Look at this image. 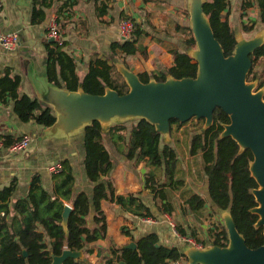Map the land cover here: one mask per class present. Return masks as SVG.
<instances>
[{
	"label": "trees",
	"instance_id": "obj_1",
	"mask_svg": "<svg viewBox=\"0 0 264 264\" xmlns=\"http://www.w3.org/2000/svg\"><path fill=\"white\" fill-rule=\"evenodd\" d=\"M45 1V0H44ZM94 4V13L98 19L109 15L113 0H88ZM256 3L264 23V0H245L242 11ZM37 4V3H36ZM41 4H46L42 2ZM203 11L208 17L215 38L219 41L226 57L233 55L237 45V33L230 22L231 9L228 0H206ZM123 12L121 16H123ZM188 14V13H187ZM47 15L36 6L33 10V24L45 22ZM124 19H130L125 17ZM122 19V20H124ZM132 20V19H131ZM133 21V20H132ZM134 22V21H133ZM63 29L68 23H62ZM87 29V21L77 23ZM131 40H117L110 44L111 57H133L136 55L148 58V47L144 44L151 34L140 25L135 24ZM245 33H251L253 26L242 25ZM185 38V48L196 49V40L190 26H178ZM68 42L62 45L57 42L46 43L48 82L69 92L83 90L91 95H104L108 89L120 95L129 92V86L116 68L110 64V58L95 53L89 62L84 76L77 72L75 59L66 52ZM173 65L164 70L152 73H141L139 79L147 84L151 80L164 83L169 77L181 80L195 79L198 74V63L188 52L178 48L170 49ZM252 68L247 82L257 80L256 70L264 67V44L251 55ZM20 78L9 75L0 80V99L7 103V98L15 101V113L22 123L35 122L47 128L56 123V114L51 108H43L41 103L27 95L19 94ZM257 91L264 89V79L258 83ZM205 122L204 119H200ZM231 123L230 117L221 109H216L213 124L198 130L191 138L189 152L193 157L199 156L203 163L205 178L204 193H192L183 200L180 210L186 216L190 210L195 216L209 205L212 215L229 212L237 231L244 237L251 249L264 245L263 228H257L259 216L252 212L258 207L253 191L259 188L251 173L254 156L249 149H241L232 137H221L225 126ZM172 127H181L186 123L173 119ZM8 149L15 142L1 136ZM84 151L83 170L85 177L93 183V196L76 192L75 166L72 161H61V171L52 175V191L41 185L40 178H33L27 196L12 202L14 186L0 190V264H53L54 257H59L65 250L72 252L92 253L89 244L104 238L107 232L106 214L103 202L116 204L126 213L141 219L161 222L163 216L176 213L177 201L174 193L185 187V182L178 178L180 159L172 145L164 144L163 135L155 125L145 119H139L129 130L125 123L110 126L107 132L99 121L87 126L84 137L78 142ZM108 144L127 164L134 168L144 164L149 169L145 189L149 191V203L134 193L127 196L116 194L112 173L115 159ZM120 159V160H121ZM80 168V167H79ZM92 199V200H91ZM70 206L67 229L63 226V213ZM95 209L94 225L88 216L91 207ZM170 239L164 244V237L158 230L148 232L135 238L130 230L123 229V234L136 244L135 249L111 248L112 257L107 264H170L187 258L174 242L170 225H165ZM176 231L183 238L193 239L203 247L207 244L226 248L229 245L228 231L224 226L215 225L209 229V240L201 239L196 229L180 225ZM163 238V239H162ZM175 244V245H174ZM63 264H90L86 260L68 258Z\"/></svg>",
	"mask_w": 264,
	"mask_h": 264
},
{
	"label": "crops",
	"instance_id": "obj_2",
	"mask_svg": "<svg viewBox=\"0 0 264 264\" xmlns=\"http://www.w3.org/2000/svg\"><path fill=\"white\" fill-rule=\"evenodd\" d=\"M42 2H46V4H41ZM115 2L116 0H113L110 4L109 15L105 16L103 19H98L94 13V4L89 3L88 0H0V37L9 33H17L20 37L19 45L14 52H6L0 45V80L7 75L11 78H20L19 94L27 95L33 100L39 101L43 108H51L54 112L53 105L49 103L50 96L52 89L60 88L50 84L46 75V43H50L46 38V32L49 23L52 20H57L58 24L59 21L64 24L68 23L65 28L61 29L64 34V41L68 42V46L65 50L75 59L78 74L84 76L88 71L89 62L95 53H99L100 56L111 58L110 44L118 40L116 39V36L119 35L118 25L120 21H122L121 19L120 21L118 20L115 10H112L113 7L116 9L118 8ZM119 5L121 6L120 12L122 13L124 8L121 3ZM35 6L47 15L45 22L39 24L32 23ZM110 12H112L113 15H110ZM84 20L87 21V29L77 25V23ZM112 21L116 23V25L110 27L106 24V22L110 23ZM59 26L61 25L59 24ZM151 26L153 29L155 28L152 23ZM178 26L182 25L176 24V31ZM144 29L151 34L149 38L153 39V33L147 28ZM180 33L184 36L182 32ZM161 39L167 40L170 38L166 34H163ZM162 40L160 41L157 39L158 43L154 42L152 45L158 47L164 54L157 56L152 49L151 60L153 62L150 61L145 70L141 69L143 73H152L164 70L166 67H172L174 59L173 55L169 53V50L178 47L173 46L167 48L166 45L168 44L164 43ZM144 44L148 47L147 42H144ZM182 47H184V45L178 49L186 52L189 51L187 48L183 50ZM154 58H156L155 61ZM138 68H140V66H138ZM7 99V103L0 99V135L8 137V139L13 141L29 137L31 141L29 147L24 151L11 154L7 149L1 154L0 190L14 186L15 189L12 196V202H14L17 199L27 196L33 178L38 176L41 185L45 189L52 191V175L57 173L54 169L57 166L61 167V161L68 159L72 161L73 166H75V171H77L76 192H84L92 198L94 190L92 186L95 185L89 182L85 177V172L83 170L84 151L82 146L78 143L84 137V129L70 136H66L62 131L55 133L51 128L37 125L33 121L26 124L22 123L15 113V101L11 98ZM107 130L108 128L104 127V131L107 132ZM168 137L169 136H166L164 139H168ZM164 144L172 145L169 142H164ZM109 151L110 153L114 151L115 154L114 157L111 153L115 159V169L112 176H114V174L117 176L120 172L118 176L119 179L114 183L116 194L127 196L130 193H134L139 196L142 201L149 203L150 195L148 190H146L145 193H142V191L138 192L136 189L130 191L125 190V187L133 185L134 179L136 181V178H139L138 181H140L139 171L142 166L145 165L142 164L134 168L132 164H127L120 158L112 145ZM116 158L121 159L123 163L120 168H117L118 162ZM88 187L92 194L85 191ZM104 203L106 202H103V204ZM109 205L114 206L116 212L114 214H108L105 211V213H107L106 236L97 242L89 244L88 247L92 250V253H85L82 258L83 260H86L90 264H107V259L112 257V247L117 246L124 248L131 245L133 243L131 238L127 237L123 234V231L121 232L119 230L123 225L127 227V230L131 231V234L135 238H140L148 232L158 230L160 235L164 237V239L162 238L163 243L166 245L169 244V241L165 239H170L165 225H169L171 220L175 219V214L170 217L165 215L161 222H157L132 216L116 204L109 203ZM206 207H208L210 214V206L207 205ZM177 210L180 211L179 205H177ZM116 213L117 215H115ZM187 213L194 216L190 210H188ZM216 217L219 216L216 215ZM93 223H95L94 217ZM93 225L94 224H92V226ZM176 246L180 248L182 253L186 254L184 247L180 245ZM177 262H179V264H185L187 263V258H183ZM170 264H176V262Z\"/></svg>",
	"mask_w": 264,
	"mask_h": 264
},
{
	"label": "water",
	"instance_id": "obj_3",
	"mask_svg": "<svg viewBox=\"0 0 264 264\" xmlns=\"http://www.w3.org/2000/svg\"><path fill=\"white\" fill-rule=\"evenodd\" d=\"M205 2L193 0L190 26L196 40L194 51L203 63L204 72L201 62L193 53H189L198 63L195 79L169 77L164 83L151 80L145 84L139 76L129 72L125 74L120 69L129 86V92L123 95L110 89L104 95L87 94L82 89L78 92L52 89L49 103L53 105L57 120L50 128L55 133L62 131L64 135L70 136L81 129L85 130L93 121H99L103 127L109 128L113 126V121L130 116L149 121L166 137L171 133V120L186 123L191 119H204L205 128H208L213 124L216 109H221L231 119L221 137H232L241 149L251 150L254 156L250 170L259 188L253 191L258 207L252 212L259 216L256 227H262L264 232V95L254 91L247 82L252 68L250 55L264 44V38L239 42L237 37L233 55L226 57L203 11ZM202 16L207 18L209 30L205 29ZM143 114L153 115L154 118ZM159 119H163V123ZM71 211V207L66 206L63 213L65 229ZM227 214L228 247L187 250L185 255L188 264H264V245L257 249L249 248L237 231L230 213ZM127 248L135 249L136 244L132 243ZM81 255L82 252L65 250L61 256L54 257L53 264H63L68 258L80 259Z\"/></svg>",
	"mask_w": 264,
	"mask_h": 264
},
{
	"label": "rangeland",
	"instance_id": "obj_4",
	"mask_svg": "<svg viewBox=\"0 0 264 264\" xmlns=\"http://www.w3.org/2000/svg\"><path fill=\"white\" fill-rule=\"evenodd\" d=\"M203 1V0H202ZM230 9H231V15H230V22L233 25V27L236 30L237 37L239 42L243 41H251L256 38H259L262 40L264 38V23L261 21V12L257 6L256 3L253 4V7L242 11V6L245 0H228ZM122 4L123 9V16L120 17V5ZM116 5H118V8L116 9L113 7L112 10H115L116 16H118V20L124 19L125 17L132 19L135 24L140 25L142 28L149 29L153 34V39L148 38L145 42L148 43L149 47V58L147 60L142 59L140 56H134V57H111V63L116 65V68L118 70H123L125 74L127 72L139 76V74L143 73V69L145 70L147 67V64L149 62H153L151 60L152 55V49L154 54L163 55V51L160 50L158 47L153 46L152 44L154 42H157V39L160 41L162 40L161 37L163 34H166L169 36L170 39L162 40L164 43L168 44L166 45L167 48L170 47H181L182 39H184V36L176 31V24H180L182 26H191V9L193 0H182V1H176V0H116ZM188 13V14H186ZM110 15H113L112 12H110ZM117 20V21H118ZM151 23L154 24L155 28L151 26ZM108 26L116 25L113 21L108 23L106 22ZM242 25L247 26H253L254 30L251 33H245L242 29ZM160 37V38H159ZM116 39L121 40L120 36H116ZM158 43V42H157ZM165 45V44H164ZM154 47V48H153ZM183 50L186 49L185 47H182ZM167 50V49H166ZM195 49L189 50V53H193ZM160 59V58H158ZM156 58H154V61ZM144 61V62H143ZM140 66V68H138ZM161 66V65H160ZM143 67V68H142ZM161 68V67H160ZM142 69V70H141ZM257 80L252 83H248L254 91H257V86L260 81L264 79V67H259L257 70ZM257 93L264 95V90L260 89L257 91ZM139 119H132L127 121H113L114 124H121L125 123L128 129L130 130L132 125L135 124ZM206 126V122H201L197 119H191L190 121L186 122L185 125L178 127V125H174L172 127V133H170L168 139H164L165 136H163V142H169L172 144V146L175 147V150L179 156L180 159V165H179V172H178V178L184 180L185 187L181 190L175 192L174 198L177 201V205H181L183 203V200L187 198L192 193H205V178L203 174V163L199 156L193 157L190 155L188 143L190 138L195 134L196 131L202 129ZM108 148L111 150V145L108 144ZM112 155L115 157L114 151H111ZM118 162L117 168H120L123 164L120 159L116 158ZM121 171V170H120ZM120 172L116 176H112V180L115 181L118 178ZM140 174V181H138L139 178H136V181L134 179L133 185H130L129 187H125L126 191H130L132 189H136V191H142V193L146 192L145 189V183H146V176L148 174V169L145 168V166H142L141 170L139 171ZM94 187V186H92ZM85 189V188H84ZM87 193H91L89 190V187L85 189ZM176 205V208H177ZM103 209L108 214H114L116 212L115 207L109 205V203L103 204ZM181 209V208H180ZM208 207H205L201 214L198 216H192L188 213L183 215L181 213V210L178 211L176 209L175 213V219H172L171 223L182 226L183 228L191 227L196 229V232L198 233V236L201 239L209 240V229L213 228L215 225L224 226L227 231L228 224H229V214L228 212H220L219 217L213 216L211 213L209 214ZM207 211V212H206ZM95 209L92 206L90 214L88 216V219L92 224L93 223V217H94ZM105 213V214H107ZM120 213V212H118ZM117 215V213L115 214ZM197 225V226H195ZM171 227V225H170ZM127 229L126 226H121L120 231L122 232L123 229ZM171 233L174 236V242L176 245H180L181 247H184L185 250H207L212 248L211 245H208L206 247H203L201 244L196 242L195 240H191L192 243H187L183 241V238L179 235V233L176 231V229H173L171 227ZM85 252H82L81 257L83 258ZM102 259V257H101ZM188 259L187 263L188 264Z\"/></svg>",
	"mask_w": 264,
	"mask_h": 264
},
{
	"label": "built area",
	"instance_id": "obj_5",
	"mask_svg": "<svg viewBox=\"0 0 264 264\" xmlns=\"http://www.w3.org/2000/svg\"><path fill=\"white\" fill-rule=\"evenodd\" d=\"M135 29L134 22L131 19H124L120 21L118 25V30H119V36L122 41H129L132 38L133 32ZM46 38L49 41L57 42L60 45L63 44L64 42V34L57 22V20H52L48 27H47V32H46ZM20 37L19 34L17 33H9L2 35L0 37V45L1 47L6 51V52H14L18 45H19ZM30 138L29 137H24L21 140L15 142L11 147L7 148L5 147L3 139L0 137V156L1 154L7 150L9 153L14 154V153H19L21 151L26 150L29 145H30ZM55 172L61 171V167L57 166L54 169ZM171 227L173 229H176V225L171 223ZM183 238V237H182ZM193 239L189 238H183L184 242L187 243H192ZM176 264H179V262H176Z\"/></svg>",
	"mask_w": 264,
	"mask_h": 264
},
{
	"label": "bare ground",
	"instance_id": "obj_6",
	"mask_svg": "<svg viewBox=\"0 0 264 264\" xmlns=\"http://www.w3.org/2000/svg\"><path fill=\"white\" fill-rule=\"evenodd\" d=\"M201 19H202V22L204 23L205 29H206V30H209V28H208L207 18H206L205 16H202ZM209 32H210V31H209ZM193 56H195V58L201 62V69H203V72H204V66H203V63H202V61L200 60V58H199V56H198V53H196V51H193ZM203 72H201L200 81H202V79H203ZM171 84H172V83H171ZM179 86H180V85H179ZM143 116H145V117H150V118H154L153 115L143 114ZM124 118H125V117H124ZM132 119H135V118L129 116L128 118L126 117V119H124V120H119V121H127V120H132ZM159 122L163 123V119H159Z\"/></svg>",
	"mask_w": 264,
	"mask_h": 264
}]
</instances>
